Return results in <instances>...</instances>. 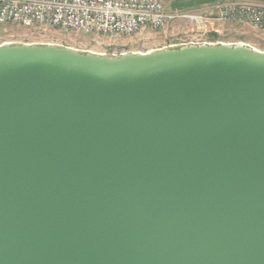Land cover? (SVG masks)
<instances>
[{"label": "water", "instance_id": "obj_1", "mask_svg": "<svg viewBox=\"0 0 264 264\" xmlns=\"http://www.w3.org/2000/svg\"><path fill=\"white\" fill-rule=\"evenodd\" d=\"M0 264H264V51L1 43Z\"/></svg>", "mask_w": 264, "mask_h": 264}, {"label": "built area", "instance_id": "obj_2", "mask_svg": "<svg viewBox=\"0 0 264 264\" xmlns=\"http://www.w3.org/2000/svg\"><path fill=\"white\" fill-rule=\"evenodd\" d=\"M211 7L210 14L217 13L216 21L245 24L264 32V0H225ZM171 18L162 0H0V28L135 36L161 29ZM202 18L190 15L195 23Z\"/></svg>", "mask_w": 264, "mask_h": 264}, {"label": "rangeland", "instance_id": "obj_3", "mask_svg": "<svg viewBox=\"0 0 264 264\" xmlns=\"http://www.w3.org/2000/svg\"><path fill=\"white\" fill-rule=\"evenodd\" d=\"M174 2L175 0H162L165 10L172 18L161 29L145 30L135 36H105L77 31L65 32L53 28L32 30L11 26L0 28V44H52L107 56L203 43H243L264 51V32L245 24L213 19L217 13L210 14L211 6L217 2L188 7H175ZM190 15L202 16V22H193ZM208 16L210 19L206 20ZM212 34L217 36V41L211 39Z\"/></svg>", "mask_w": 264, "mask_h": 264}, {"label": "trees", "instance_id": "obj_4", "mask_svg": "<svg viewBox=\"0 0 264 264\" xmlns=\"http://www.w3.org/2000/svg\"><path fill=\"white\" fill-rule=\"evenodd\" d=\"M225 0H175L173 6L175 7H188V6H198L205 3H214V2H221ZM217 36L215 34L211 35L212 40L217 41Z\"/></svg>", "mask_w": 264, "mask_h": 264}]
</instances>
